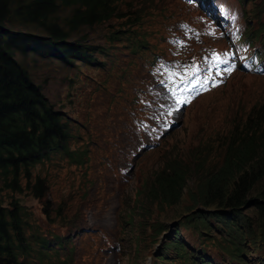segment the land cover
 <instances>
[{
  "label": "rangeland",
  "instance_id": "obj_1",
  "mask_svg": "<svg viewBox=\"0 0 264 264\" xmlns=\"http://www.w3.org/2000/svg\"><path fill=\"white\" fill-rule=\"evenodd\" d=\"M198 1L214 16L215 10L210 7L209 0ZM113 2L118 13L129 14L126 20L136 10L141 18L145 16L138 32L144 36L147 33L148 45L138 52L131 49V44L139 39H132L130 35L121 38L123 33L117 32L123 31L122 25L112 19L92 27L83 26L71 38L72 41H85L89 46L106 48L107 55L100 58V66L78 62L63 65L50 58L16 54V59L42 87L47 99L70 116L73 139L69 148L75 153L87 148L88 161L79 164L62 153L53 154L32 168L28 184L20 178V189L0 183V204L3 208L13 209L18 203L24 212L22 219L26 223L23 227L26 235L31 236L29 240L45 238L54 243L57 239H67L63 249H72L70 255L65 257L61 249L57 251L58 255L51 256L52 261L44 264H64L69 258L70 264H154L152 261L162 256L166 240L173 237L183 243L184 250L191 253L195 262L202 258L210 263L236 264V260L218 248V240L226 238L221 224H212L211 233H200L183 224L189 214L200 208L197 206L189 211L193 206L189 192L196 190L198 178L221 166L222 147L230 140L229 134L234 128L228 120L240 118L242 106L248 110L258 99H264V77L238 72L224 86L200 97L184 112L179 106L173 114L177 126L170 133V129H166L165 133L169 134L153 150L143 152L149 135L132 126L131 111L124 103L123 110L116 100L109 103L111 100L106 91L115 92L119 74L131 70L135 62L139 65V56L151 51L164 53L166 45L163 41L158 44L159 35L152 33L162 20L170 24L187 20L200 25L198 14L201 12L181 0ZM242 4L246 20L251 24L250 32L259 27L258 23H263V29L254 40L264 46V0H247ZM70 13L69 8H61L57 14L58 22L62 25ZM214 18L220 20L219 16ZM208 44L221 46L223 42L208 41ZM153 91L156 94L165 89L154 85ZM134 153L136 158L132 160L130 172L126 178L120 177L117 168L129 167L130 156ZM109 163L114 164V169ZM168 166H179L188 172L186 190L179 204L151 205L150 216H146L148 211L142 207L143 202L149 201L147 194L151 183ZM38 178L43 183L41 190L36 191L34 186ZM263 186L264 179L251 194H257ZM242 212L253 224L257 223L256 213L248 204ZM129 217L131 221H127ZM158 224L163 227L159 228ZM86 227L90 233L83 232L87 237L82 239L80 231ZM99 231L108 242L98 235ZM92 238H95L94 243ZM70 240L71 249H67L65 246ZM240 243L244 252L239 256L245 264H264V240L245 235ZM90 244L93 249L89 248ZM31 257L30 264H38L37 259ZM168 260L175 263L177 258Z\"/></svg>",
  "mask_w": 264,
  "mask_h": 264
},
{
  "label": "trees",
  "instance_id": "obj_2",
  "mask_svg": "<svg viewBox=\"0 0 264 264\" xmlns=\"http://www.w3.org/2000/svg\"><path fill=\"white\" fill-rule=\"evenodd\" d=\"M221 1L232 6L235 21L233 24L222 23L219 28L230 29L237 25L233 35L224 38L228 43H223L221 47L227 50L229 47L225 46L234 43L235 48L245 47L250 51L252 48L256 49L258 44L263 46L254 40L263 29V23H258L259 27L250 32L251 24L246 20L242 4L247 0ZM61 8L71 10L62 25L57 18ZM137 11L126 20L129 14L118 13L113 0H0V183L12 189H20V178L28 184L32 168L56 153H62L79 164L88 161L87 148L79 153L69 148L73 139L70 116L55 108L47 99L42 87L33 81L29 71L16 59V54L50 58L63 65L78 62L86 66H100V58L107 55L106 48L89 46L81 40L72 41L73 33L83 26L92 27L116 19L122 25L123 31L117 32L123 33L121 38L130 35L132 39H139L131 44V49L138 52L148 45V40L147 33L144 36L138 32L145 16L141 18ZM200 12L199 17H204V13ZM168 22L162 20L153 29L152 33L159 35L158 44L164 41L161 32ZM178 54V49L165 52L166 58L172 60H177ZM227 57L226 62L229 63L230 56ZM244 72L261 76L252 71H241ZM148 74L155 83H161L152 64H144L139 60V65L135 62L131 70H123L118 76L115 92L106 91L111 100L109 103L116 100L120 109L124 103L129 110L145 105L149 99L147 92L151 79L147 77ZM245 108L242 106L240 118L236 119L235 116L234 122L228 120L229 124H234V128L229 134L230 140L222 147L221 166L202 174L198 178L196 190L189 192L193 205L189 211L197 206L200 208L189 214L183 224L200 233H211L212 224H221L226 238L218 240V248L225 251L223 253L229 258L236 260V264H245L242 256H239L244 252L240 246L242 236L264 240V186L257 194H251L255 186L264 179V99H258L248 110ZM187 177L188 172L179 166L165 167L157 174L147 194L149 201L143 202L142 208L145 212L148 211L146 216H150L151 205L179 204L186 190ZM42 183L38 178L34 186L38 188L36 191L41 190ZM247 204L256 213V224L242 212ZM23 217L24 212L18 203L14 204L13 209L3 208L0 204V264H30L33 258L31 256L37 259L38 264L52 261L51 256L58 255L57 251L63 249L67 239H57L54 243L45 238L31 241V236L26 235L23 227L26 223ZM131 219L129 217L127 221ZM157 226L163 227L161 224ZM173 238L166 240L162 256L154 264H212L202 258L195 262L191 253L184 250L183 243ZM69 245L71 240L65 247L71 249ZM71 251L63 249L62 252L67 257ZM171 257L177 258L175 263L168 260ZM68 261L71 259L64 264H70Z\"/></svg>",
  "mask_w": 264,
  "mask_h": 264
},
{
  "label": "bare ground",
  "instance_id": "obj_3",
  "mask_svg": "<svg viewBox=\"0 0 264 264\" xmlns=\"http://www.w3.org/2000/svg\"><path fill=\"white\" fill-rule=\"evenodd\" d=\"M202 2H203V1H202ZM184 4H185V3H184ZM204 4H205V1H204ZM206 4H208V3H206ZM204 6H205V5H204ZM253 22H254V21H253ZM251 23H252V22H251ZM256 23H257V22H256ZM254 24H255V23H254ZM256 27H257V26H256ZM235 41H236V40H235ZM209 42H210V41H209ZM226 43H228V42H226ZM221 44H222V43H221ZM225 47H229V46L226 45ZM223 49H224V47H223ZM227 49H228V48H227ZM224 50H225V49H224ZM227 58H228V57H227ZM226 61L228 62V60H226ZM227 62H226V63H227ZM238 72H239V71H238ZM238 72H237V73H238ZM240 72H241V71H240ZM244 73H245V72H244ZM248 73H249V72H248ZM257 74H258V73H257ZM233 75H234V74H233ZM237 75H238V74H237ZM240 75H241V74H240ZM253 76H254V74H253ZM245 77H246V76H245ZM249 78H250V77H249ZM245 86L248 87L247 84H246ZM243 89H244V88H243ZM245 89H246V88H245ZM245 91H246V90H245ZM251 91H252V89H251ZM246 92H247V94H248L249 91H246ZM255 92H256V89H255ZM261 92H262V91H261ZM241 93H242V92H241ZM244 93H245V92H244ZM258 93H260L259 90H258ZM242 94H243V93H242ZM252 94H253V93H252ZM260 94H261V93H260ZM254 95H255V94H254ZM251 98H253V96H252ZM255 98H256V97H255ZM193 103H194V102H193ZM193 103H192V104H193ZM231 121H232V119H231ZM110 162H111V161H110ZM113 162H114V161H113ZM113 162H112V163H113ZM96 181H97V180H96ZM97 186H98V185H97ZM45 234H46V233H45ZM92 239H93V243H94V242H95V238H92ZM99 242H100V241H99ZM206 251H209V250H206ZM213 252H214V251H213ZM210 254H211V253H210ZM212 254H213V253H212ZM191 260H192V259H191Z\"/></svg>",
  "mask_w": 264,
  "mask_h": 264
}]
</instances>
